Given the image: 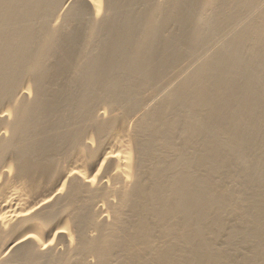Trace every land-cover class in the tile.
<instances>
[{
    "label": "bare ground",
    "instance_id": "6f19581e",
    "mask_svg": "<svg viewBox=\"0 0 264 264\" xmlns=\"http://www.w3.org/2000/svg\"><path fill=\"white\" fill-rule=\"evenodd\" d=\"M0 264H264V0H0Z\"/></svg>",
    "mask_w": 264,
    "mask_h": 264
}]
</instances>
